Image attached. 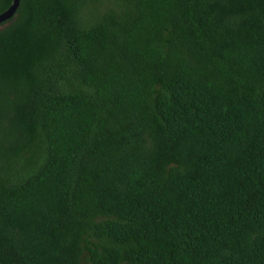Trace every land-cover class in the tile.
Returning a JSON list of instances; mask_svg holds the SVG:
<instances>
[{"label": "trees", "instance_id": "1", "mask_svg": "<svg viewBox=\"0 0 264 264\" xmlns=\"http://www.w3.org/2000/svg\"><path fill=\"white\" fill-rule=\"evenodd\" d=\"M0 264H264V0H21Z\"/></svg>", "mask_w": 264, "mask_h": 264}, {"label": "water", "instance_id": "2", "mask_svg": "<svg viewBox=\"0 0 264 264\" xmlns=\"http://www.w3.org/2000/svg\"><path fill=\"white\" fill-rule=\"evenodd\" d=\"M21 0H13L10 8L0 15V26L10 20L17 12Z\"/></svg>", "mask_w": 264, "mask_h": 264}]
</instances>
